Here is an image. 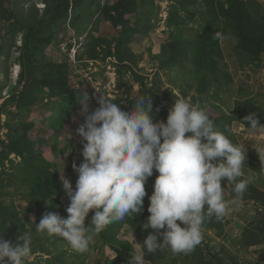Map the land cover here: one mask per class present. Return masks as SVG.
<instances>
[{
  "label": "rangeland",
  "instance_id": "obj_1",
  "mask_svg": "<svg viewBox=\"0 0 264 264\" xmlns=\"http://www.w3.org/2000/svg\"><path fill=\"white\" fill-rule=\"evenodd\" d=\"M47 1L0 0V109L17 85L22 71L17 59L21 54L23 33L14 36L9 29L13 22L22 23L27 27L33 26L44 17ZM117 1L71 0L70 8L73 6L76 10L72 11L67 22L62 23L60 30L55 32L53 42L44 50V56L39 55L46 61L68 62L70 87L75 91L77 99L83 93L89 96L90 111L99 107L97 98L101 93L124 108L129 106L130 101L136 98L142 89L130 71L123 74L119 72L116 58H103L108 43L115 45L121 35L119 29L122 27H114L106 20L102 11ZM220 1L225 3V0ZM137 2V12L132 16L128 15L124 34L127 47L134 52L138 61L135 71L145 76L148 86L153 87L163 97L169 108L176 102L177 95L206 109L216 129L244 151L243 176H249L252 180L251 173L255 174L258 182H252L251 186H255L263 197L264 162L261 161L259 152L264 156V131L252 132V129L238 118L229 123L219 118L222 114L235 116L238 102L242 101H250L253 105L264 108V95L256 93L258 91L253 92L254 88H241L240 80L236 77L240 72L250 73L260 91V71L264 72V67L254 69L253 65L245 70L240 69L241 65L232 47L233 44L236 45V37L231 30L224 34L221 29L219 33L221 51L201 52L198 44L202 43L201 38L204 31H207L209 18L206 13L200 11V0ZM172 12L177 13L174 21L169 19ZM92 40L95 42L92 53L97 55L94 58H90L87 52ZM175 40L189 41L190 44L184 47L187 52L178 57L180 61L171 62L168 44ZM231 59L233 63L230 65ZM247 61L241 58L242 64ZM232 74H235L236 78L232 77ZM22 87L23 83L21 89ZM43 94L45 98L30 112L18 113V109L12 106L9 107L13 112L10 115L6 112L0 113V138L9 144L11 136L21 137L24 123L32 122L33 126L27 131V137L33 143L34 150L56 163L58 167H52V170H59L61 175L64 172L75 190L79 174L74 170L73 163L79 167L84 162L82 152L86 143L82 137L75 134L84 122L82 105L79 103V107L66 116V122L62 126L51 125L53 114L49 107L51 108L55 100L46 101L49 93ZM239 116L245 118L243 108ZM71 137H74L73 145L65 154L55 157V144L58 143L62 148L71 142ZM2 149L0 145V151ZM10 160L14 161L16 168L12 167ZM22 162L23 158L15 153H10L8 160L0 159V201L8 209L7 224L0 226V239L7 234L11 238L10 242L15 244L19 236L28 233L32 239L31 255L26 259L28 264H100L116 257L121 250L125 251L130 261L133 255L143 253L146 264H264V252L260 253L264 251V205L245 199L249 197L248 190L238 198L237 203H231L237 197L235 192L230 190L232 184L228 183L226 178L222 180V186L225 187L227 214L221 219H217L215 215H205L202 241L189 254H173L170 248H162L163 252L160 258H157L156 254L148 253L143 248L144 242L135 227L126 221L109 224L108 226L114 227L109 236L95 234L84 252L74 250L63 238L55 243L43 242L46 240L42 237H46V234L36 231L35 222L38 224L46 212L54 209L51 203L53 200L46 199L39 203L38 200L28 198L31 190L29 186L9 175L18 172V165L23 168ZM250 188L248 185L247 189ZM63 191L60 204L62 203L66 211L70 200L64 188ZM60 204L55 206L59 207ZM92 215L94 210L90 211L86 223L90 222ZM33 218L35 222H32ZM247 228L257 235L252 239L253 245L249 247L245 241L242 243L245 234H248ZM253 241L261 243L256 245ZM2 264L10 262L5 259Z\"/></svg>",
  "mask_w": 264,
  "mask_h": 264
},
{
  "label": "clouds",
  "instance_id": "obj_2",
  "mask_svg": "<svg viewBox=\"0 0 264 264\" xmlns=\"http://www.w3.org/2000/svg\"><path fill=\"white\" fill-rule=\"evenodd\" d=\"M176 97L165 123L154 122L153 100L144 97H138L133 109L125 111L101 93L99 107L90 111L89 96L79 95L84 122L75 134L86 143L84 162L79 167L73 163L79 174L75 190L64 172L60 175L70 200L68 216L49 211L38 224L33 218L36 231L59 236L74 250L86 251L94 235L106 226L143 211L145 185L155 170L159 175L149 197L150 215L142 224L150 231L142 246L148 253L162 248H170L173 254L194 251L202 241L205 215L221 219L227 214L222 180L226 178L229 183L243 177L245 155L240 146L216 129L206 109ZM244 120L251 129L264 131L255 114H248ZM218 158L224 159L214 162ZM249 182L240 179L235 183L237 199L231 203L238 202ZM31 244L28 233L19 236L15 244L0 239V264L5 259L10 264H25ZM130 264H146L143 253L133 255Z\"/></svg>",
  "mask_w": 264,
  "mask_h": 264
},
{
  "label": "trees",
  "instance_id": "obj_3",
  "mask_svg": "<svg viewBox=\"0 0 264 264\" xmlns=\"http://www.w3.org/2000/svg\"><path fill=\"white\" fill-rule=\"evenodd\" d=\"M200 1V11L206 13L207 18H209L207 31H204V36L201 38L202 43L198 44L201 52H206L208 50L221 51L219 33L222 29L224 34H226L228 30H231L236 37V48L240 51L250 54L253 58H259L264 53V8L262 5H257L255 0H225L226 4L220 0ZM70 6L71 0H48L46 2L44 17L33 26L27 27L19 22L12 23L9 29L12 35L17 36L19 33H23V45L20 46L21 54L17 59L22 71L17 85L2 104L0 113L6 112L10 115L13 112L9 107L12 108V106L18 109V113L22 111L30 112L37 106L39 101L45 98L43 93H49V98H46V101H49V99L52 101L55 100L52 106L50 103L51 108L49 107V110H51L53 114L50 124L62 126L66 122V116L70 115L79 107L78 99L75 98V91L71 89L68 80V62L59 63L55 61H46L39 56L40 54L44 56V50L53 42L52 39L55 38V32L60 30L62 23L67 22L72 11L76 10L73 6L71 8ZM137 8V0H118L115 4L107 6L102 11L103 16L107 21L111 22L114 27H122L119 29L121 35L116 40L115 45L112 46L108 43V49L104 52L103 58L107 56L116 58V64L120 70L119 72L123 74L125 71H130L141 84L142 89L140 94L131 100L129 106L124 107V110L131 111L137 98L144 97L146 100H153L154 122L163 120L166 123L170 108L166 105L163 97H161L153 87L148 86L145 76L135 71V66L138 61L134 52L127 47V39L124 36L125 25L129 20L128 17L134 15L137 12ZM176 15L177 13L172 12L169 18L170 21H174ZM219 21L221 22L218 26ZM221 25L223 28H221ZM215 26L217 27L215 28ZM211 31L215 33L212 34ZM93 40L90 41L87 50L91 56L90 58L97 56L92 53L95 45ZM188 44H190V42L184 40H175L169 43L168 46L171 50L169 60L171 62L180 61L178 57L183 56L187 52L185 48ZM22 83L23 87L21 89ZM198 100L199 98L196 99V101ZM157 108H159L158 112L156 111ZM242 108L246 116L248 114H255L258 116L260 123L264 125V108L257 107L250 101L238 102L235 116L222 114L219 120L225 119V121L229 123L233 119L238 118L250 127V124L244 120V117L241 118L239 116ZM31 126H33L32 122L24 123V131L21 137L11 136L9 144H6L5 141L0 138V145L3 147L2 151H0V159H2V161L5 159L8 160L10 153H15L22 157V163L24 164L23 168L18 165V172L10 173L9 175L29 186L31 190L27 195L28 198L38 200L39 203H41L42 200L52 199L53 201L51 203L54 205V209L51 208L52 210L50 211L57 212L66 218L67 213L62 203L60 204V197L64 192L60 181V171L57 170L54 172L52 167H58L57 164L34 150L33 143H31L27 137V131ZM72 140L74 141V137H71V142H69L68 145L65 144L62 148L56 143L53 155L55 157H60L61 154H65L73 145ZM219 160L222 159L218 158V161L214 162H219ZM10 161L14 168V161ZM157 175H159V173L154 170L153 175L148 179L145 185L147 195L144 198L143 211L137 215L135 213H130L126 215L123 220L117 221L119 223L123 221L131 222L143 242L150 230H145L142 224L147 222V218L150 215L147 211L150 205L149 197L154 192V183ZM251 178L252 180L246 175L237 178L236 181L231 182L232 186L230 190L233 191L235 183L240 179H247L250 181L248 185L251 188L246 189V191L248 190L247 193L249 197L244 198L253 200L254 203L264 205V196L262 197L261 192L256 190L255 186H251L252 182H258L254 173H251ZM55 204H60V206L56 207ZM7 216L8 209H6L0 201V226L7 224ZM113 230L114 227L110 225L100 232L99 235L109 236V233H112ZM246 231L248 234H245V238L242 239V241L249 244L257 235H255L250 228H247ZM45 236L46 237H42L43 240H46L43 242L49 243H55L61 238L56 235L49 236L46 234ZM1 239L11 241L10 236L7 234H4ZM160 240L162 242V237H160ZM253 242L259 243L261 241ZM162 252L161 249H157L153 254H156V257L160 258ZM25 264H28V261L25 260ZM100 264H130V258L125 251L121 250L118 251L116 257L108 259Z\"/></svg>",
  "mask_w": 264,
  "mask_h": 264
},
{
  "label": "crops",
  "instance_id": "obj_4",
  "mask_svg": "<svg viewBox=\"0 0 264 264\" xmlns=\"http://www.w3.org/2000/svg\"><path fill=\"white\" fill-rule=\"evenodd\" d=\"M256 1V3H257V5L259 4V5H262V7L264 8V0H255ZM232 47L234 48V52H235V55L237 56V60L239 61V63H240V69L241 68H243V70H245L246 68H248V67H251V66H253V65H255V67H254V69H258V68H260L261 66H263L264 67V53L259 57V58H253L252 56H250V54H246V53H244V52H242V51H240L239 49H237L236 48V45H232ZM239 52H241V53H239ZM241 56V57H240ZM241 58H245V59H247L248 61L246 62V63H244V64H242L241 63ZM233 63V61H232V59H231V61H229V64L231 65ZM232 69V68H231ZM260 74H261V78H262V86H261V88H260V91H259V89H257V84H256V82H254L252 79H251V76L252 75H250V73H246V71L245 72H243L242 74H241V72H240V74L239 75H237L236 77H237V79L238 80H240V86H241V88H243V89H250V90H252L251 88H254V90H252L253 92L254 91H258V92H256V93H259V94H263L264 95V72H262L261 73V71H260ZM232 77L234 76L235 77V74H232L231 75ZM235 77V78H236ZM247 77V79H245ZM249 129H251V127L249 128ZM253 131H259V130H253L252 129V132ZM260 132H263V131H260ZM236 241H233V243H235ZM242 243H243V241H242ZM246 243V242H245ZM260 243L261 242H259V243H254V244H256V245H260ZM246 245L249 247L250 245H253V243L251 242V243H246ZM260 247V246H259ZM262 249V248H261ZM261 252H264V251H260V253Z\"/></svg>",
  "mask_w": 264,
  "mask_h": 264
}]
</instances>
